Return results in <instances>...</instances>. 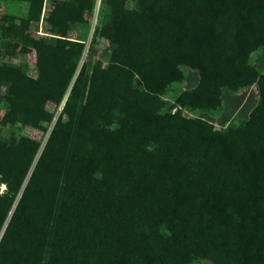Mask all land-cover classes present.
Here are the masks:
<instances>
[{
    "label": "trees",
    "instance_id": "1",
    "mask_svg": "<svg viewBox=\"0 0 264 264\" xmlns=\"http://www.w3.org/2000/svg\"><path fill=\"white\" fill-rule=\"evenodd\" d=\"M8 1L26 10L0 14V56L33 51L37 76L0 62V264H264V0H101L114 48L78 71L94 0ZM254 83L239 124L191 114Z\"/></svg>",
    "mask_w": 264,
    "mask_h": 264
},
{
    "label": "rangeland",
    "instance_id": "2",
    "mask_svg": "<svg viewBox=\"0 0 264 264\" xmlns=\"http://www.w3.org/2000/svg\"><path fill=\"white\" fill-rule=\"evenodd\" d=\"M48 0H45L44 4H48ZM127 6L132 7L133 3L127 1ZM26 10V4H18L16 2H11L8 0H0V14L3 13H16L23 15ZM45 13H43V16ZM99 25V11L91 10L84 13V21L74 24L71 38L76 39L83 43V53L78 62L77 71L80 69L84 62H92L93 60L99 59L104 64L108 62L109 54L114 48V45L102 37H95L96 28ZM49 25L44 20L35 21L31 24V31L36 36H44L48 34ZM56 36V35H53ZM90 60V61H89ZM7 61L10 63L22 65L27 74L36 77V56L35 53L29 52L28 54H15L0 56V62ZM257 68L263 73L264 72V46L259 48L253 57ZM198 74L196 71L191 69H185V79L180 85L174 86L171 92L167 93L164 97L165 99L172 100L174 95L178 91L179 87L191 88L197 84ZM4 88L1 87L0 98L4 93ZM259 88L254 83L247 88L239 89L238 91L231 92L229 90H224L222 94V103L217 111H194L191 114L204 118L211 122L215 127L222 129L228 125H236L248 118L251 108L257 103L259 98ZM62 105V104H61ZM60 104H55L53 102L47 103V108L54 112L55 118L61 111ZM3 108L0 110V114L3 113ZM187 113V112H185ZM52 123L49 125L48 130H50ZM14 130L17 133L29 135L37 140H41L42 143L45 142L48 132L43 133L41 130L30 126H24L17 123L14 126ZM4 186H1V189ZM0 189V190H1ZM192 264H212L210 260L196 258Z\"/></svg>",
    "mask_w": 264,
    "mask_h": 264
},
{
    "label": "built area",
    "instance_id": "3",
    "mask_svg": "<svg viewBox=\"0 0 264 264\" xmlns=\"http://www.w3.org/2000/svg\"><path fill=\"white\" fill-rule=\"evenodd\" d=\"M100 3H101V0H94V7H93V10H97V12L99 11V8H100Z\"/></svg>",
    "mask_w": 264,
    "mask_h": 264
}]
</instances>
